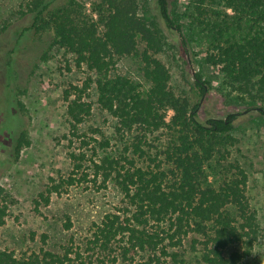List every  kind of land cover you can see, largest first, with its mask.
I'll return each instance as SVG.
<instances>
[{"label":"trees","instance_id":"obj_1","mask_svg":"<svg viewBox=\"0 0 264 264\" xmlns=\"http://www.w3.org/2000/svg\"><path fill=\"white\" fill-rule=\"evenodd\" d=\"M194 1L200 23L211 34L209 61L221 66L229 94L264 102V0ZM217 1L224 8H209ZM27 6L33 21L25 29L38 35L51 32L49 48L68 49L78 66L91 71L82 84L71 83L65 89L71 132L81 138V145L70 153L73 169L51 178L36 208L49 204L54 193L84 182L98 183L99 188L112 182L125 199L93 224L85 248L69 246L59 252L42 247L17 255L0 246V264H75L76 259L106 264L117 251L123 259L130 258V264L140 253L145 257L137 264H164L168 257L178 259L174 248L183 247L191 236L194 249L201 245L204 264H250L258 221L247 195L248 173L238 161L228 162L216 186L207 170L218 154L226 157L222 146L233 143L231 132L239 113L204 119L199 103L192 105L172 87L171 69L158 56L169 44L168 30L183 32L171 0H148L145 5L140 0H97L91 12L79 0H30ZM210 12L213 19L208 18ZM140 41L145 43L142 50ZM134 54L142 59L148 85L115 71L120 58ZM42 58H48L47 51ZM194 76L201 94L207 95L210 81L201 71ZM93 87L97 103L115 120L122 150H109L112 138L100 128L93 131L101 137L80 131L93 114L94 103L86 98ZM165 128L174 135L162 159L152 153L151 141ZM12 131L18 158L31 144L30 133L28 128L17 135ZM70 140L73 145L74 138ZM10 203V193L0 184V228L6 224ZM65 226H72L70 217ZM43 237L45 241L48 235Z\"/></svg>","mask_w":264,"mask_h":264},{"label":"rangeland","instance_id":"obj_2","mask_svg":"<svg viewBox=\"0 0 264 264\" xmlns=\"http://www.w3.org/2000/svg\"><path fill=\"white\" fill-rule=\"evenodd\" d=\"M79 1L91 12L97 0ZM147 1L140 0L144 5ZM29 2L0 0V184L11 199L6 224L0 228V246L14 250L17 255L39 251L42 247L59 252L69 246L85 248L93 224L121 207L125 199L112 182L107 188L84 182L60 194L54 193L49 204L36 208V199L51 183V178L68 175L73 169L70 153L81 145V138L77 140L71 132L65 89L71 83L82 84L91 71L86 65L78 66L75 55L68 49L49 48L51 32L38 35L25 29L33 21L32 13L28 12ZM171 8L173 16L183 23V32L168 30L169 44L158 56L171 69V85L176 93L187 96L192 105L199 103L202 118L239 113L231 132L233 143L222 146L226 157L218 154L207 170L210 183L216 186L226 174L224 166L228 162L238 161L247 171V195L258 221V238L247 260L250 264H264V110L260 108L264 102L240 99L236 92L229 94L221 66L209 61L211 34L198 19L195 1L171 0ZM209 8L220 10L224 6L217 1ZM212 17L210 12L208 18ZM144 45L140 41L141 50ZM46 51L48 58L44 59ZM142 66L140 55H126L118 60L115 71L148 85ZM197 71L212 84L207 95L201 94L195 82ZM86 98L94 103L93 114L81 125L80 131L101 137L93 131L100 128L112 138L109 150H122L123 143L115 134V120L97 103L94 87ZM172 115L170 110L169 120ZM24 128L29 130L31 144L15 158L11 131L14 129L12 133L17 135ZM173 135L167 128L154 133L152 153H158L163 159V151ZM69 217L72 226L67 228ZM44 234L48 235L45 241ZM193 237L183 247L174 248L179 252L177 260L168 257L164 264H204L201 245L192 247ZM142 254H136L133 264L145 257ZM109 257L106 264H130L131 261L123 259L120 251ZM114 257L119 258L114 261ZM75 264L82 263L76 259Z\"/></svg>","mask_w":264,"mask_h":264}]
</instances>
